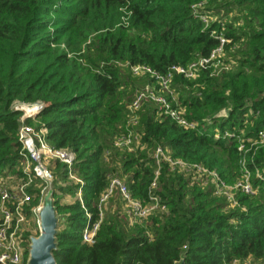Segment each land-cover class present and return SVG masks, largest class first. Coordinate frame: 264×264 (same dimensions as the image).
<instances>
[{
  "label": "trees",
  "instance_id": "16d2710c",
  "mask_svg": "<svg viewBox=\"0 0 264 264\" xmlns=\"http://www.w3.org/2000/svg\"><path fill=\"white\" fill-rule=\"evenodd\" d=\"M200 1L208 25L193 13ZM218 33L226 38L222 64L211 60L191 77L174 71L169 83L196 127L149 97L130 124L136 90L155 85L170 97L131 65L160 73L187 65L210 56ZM16 101L42 103L24 122L46 126L51 145L72 149L82 179L69 180L67 165L50 161L58 264H264V0H0V174L15 179L24 175ZM130 131L138 142L115 144ZM158 146L206 171L157 162ZM211 171L232 186L247 176L254 191L218 193ZM112 176L133 198L146 203L154 194L166 209L130 223L112 207L122 201L116 190L99 207ZM34 183L28 190L38 203ZM66 194L75 198L63 201ZM95 222L94 240L85 242L83 228Z\"/></svg>",
  "mask_w": 264,
  "mask_h": 264
},
{
  "label": "built area",
  "instance_id": "2783aa9c",
  "mask_svg": "<svg viewBox=\"0 0 264 264\" xmlns=\"http://www.w3.org/2000/svg\"><path fill=\"white\" fill-rule=\"evenodd\" d=\"M202 4V1L194 4L192 6L193 13L202 19L205 25H208L210 17L207 12L200 10V8L203 7ZM212 33H215V31H212ZM217 38L219 44L212 49L210 56L201 57L197 61H191L187 65H172L165 73H160L146 64L131 65V69L135 74L150 73L152 76H155L161 88L163 87L170 93V97L168 98L165 94L167 92L155 91L154 88L149 85L143 89L136 90L135 97L129 104V111L131 114L128 116V122L131 124L137 120L135 110L140 106L143 99L149 97L157 102L161 113L169 114L180 125H183L186 128H195L196 122L183 116L181 110L177 107L175 95L169 88V83L174 71L191 77L194 76L195 69L204 66L211 60L215 66L221 65L222 61L220 56L223 53V45L226 38L222 33H218ZM41 105V102H36L24 103L23 106L19 105L18 107H15L24 110V113L20 116L21 124L19 127V139L22 144L21 153L23 155L22 171L24 172V175L16 178L17 182L13 186H9L7 184V179L14 177H4V175L0 174V264H28L29 237L33 234L29 232L31 230L29 226L30 215L37 214V209L40 206L42 194L48 184V180H53V173L49 168L50 161L58 159L65 163L68 167V179L75 183H82V179L72 168L75 161V152L67 147H55L51 145L45 137V134L47 133L46 126L40 125L35 127L32 124L24 122V118L28 115H34ZM131 132L132 131L117 136L115 144L119 146L128 145L130 147L132 143L138 142V134ZM259 136L260 141L264 142V131H259ZM154 156L156 157L157 162H159L161 158H164L172 167L176 166L181 171H188L191 168H195L200 173L206 171V168L197 164L188 163L182 158H173L161 146L155 148ZM210 173L213 175L212 181L214 182L216 192L218 193L224 192L228 194V196H231V189L233 187H241L246 192L254 191L247 176L244 179L237 181L234 186H232L226 185L217 176L215 171H211ZM36 179L43 180L45 184L42 188L41 182L34 183V180ZM32 183H34L37 188H41V197L38 203L33 202L34 193L28 190V186ZM115 190L118 192L123 205L128 208L131 218H137L139 221L152 213L155 209H166L164 204H160L157 195L150 194V202L146 203H142V201L133 198L130 195L126 184L116 176L110 178L106 189L101 194L99 198V207H102L107 199L113 195ZM75 197H78L82 203L80 188L77 189ZM38 221L39 218H37V222ZM97 227L98 222H95L92 224L88 223L83 228L82 238L85 242L90 243L94 240ZM227 264H241V262L239 259L235 258Z\"/></svg>",
  "mask_w": 264,
  "mask_h": 264
},
{
  "label": "water",
  "instance_id": "95a60500",
  "mask_svg": "<svg viewBox=\"0 0 264 264\" xmlns=\"http://www.w3.org/2000/svg\"><path fill=\"white\" fill-rule=\"evenodd\" d=\"M52 179L43 191L38 213L37 235H30L28 244V264H58L53 250L56 248V231L58 227V216L53 203L54 187ZM175 264H184L183 258Z\"/></svg>",
  "mask_w": 264,
  "mask_h": 264
},
{
  "label": "rangeland",
  "instance_id": "374dc122",
  "mask_svg": "<svg viewBox=\"0 0 264 264\" xmlns=\"http://www.w3.org/2000/svg\"><path fill=\"white\" fill-rule=\"evenodd\" d=\"M142 80L140 79L139 81H138V85L139 86H142V85H144V84H142ZM150 87H152V88H156L155 87V85H149ZM155 90V89H154ZM158 90V89H157ZM175 96H176V94H175ZM177 97V96H176ZM23 106L24 105V103L23 102H20V101H16V102H14V104H13V106H14V108L15 107H18V106ZM26 108V107H25ZM17 109H20V110H22L21 108H17ZM24 113V110H22V114ZM221 113H224V111H222ZM36 114V113H35ZM35 114H34V116H35ZM20 121H21V117H20ZM8 175H4V177H7ZM17 181H16V179L15 178H11V179H7V184L9 185V186H13L15 183H16ZM70 195V194H69ZM65 195V196H63V201H66V202H69L71 199L73 200L75 197L74 196H72V195ZM109 199H110V197L107 199V201L102 205L103 207H106L105 205H107L106 203L109 201ZM110 203L111 202H109L108 203V205H110ZM112 207L113 208H116V209H118V211H121L122 212V214H123V212L124 213H127V215L129 216V220H130V223H132V222H134V221H138L139 219H137V218H131V214L128 212V208H126V206L125 205H123V202L122 201H120V200H114L113 201V203H112ZM129 213V214H128ZM37 218H38V213L37 214H34V215H30V220H29V226H30V231L29 232H31V233H33L32 235H37L38 234V232H39V227H38V222H37Z\"/></svg>",
  "mask_w": 264,
  "mask_h": 264
},
{
  "label": "crops",
  "instance_id": "0c3cea01",
  "mask_svg": "<svg viewBox=\"0 0 264 264\" xmlns=\"http://www.w3.org/2000/svg\"><path fill=\"white\" fill-rule=\"evenodd\" d=\"M66 195H69V194H66ZM64 196H65V195H64ZM69 196H70V195H69ZM70 201H72V199H71ZM70 201H69V202H70Z\"/></svg>",
  "mask_w": 264,
  "mask_h": 264
}]
</instances>
